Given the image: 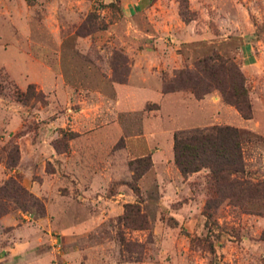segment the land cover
Wrapping results in <instances>:
<instances>
[{
    "label": "rangeland",
    "instance_id": "rangeland-1",
    "mask_svg": "<svg viewBox=\"0 0 264 264\" xmlns=\"http://www.w3.org/2000/svg\"><path fill=\"white\" fill-rule=\"evenodd\" d=\"M205 56L239 77L161 90ZM212 125L240 130L232 177L261 197L179 172L174 132ZM214 262L264 264V0H0V264Z\"/></svg>",
    "mask_w": 264,
    "mask_h": 264
},
{
    "label": "trees",
    "instance_id": "trees-1",
    "mask_svg": "<svg viewBox=\"0 0 264 264\" xmlns=\"http://www.w3.org/2000/svg\"><path fill=\"white\" fill-rule=\"evenodd\" d=\"M195 67L204 76L180 69L174 72L168 85L165 82L162 83L161 90L168 92L180 86H189L195 95L200 96L207 92L208 88L205 87L200 92L196 89L198 82L205 80L206 86L209 85L212 80L219 77L216 75L219 71H222V75L233 70L237 73L235 66L223 57H202L197 60ZM237 74L239 77V73ZM218 89L223 100L234 106L241 117L250 118V104L241 80L235 83L229 79L228 83L218 86ZM240 143V130L231 125L177 130L173 134V162L182 175L207 168L211 180L225 198H259L263 195V188L259 186V183L242 181L245 185L238 187L240 180L232 177V175L243 172ZM137 164H142V166L137 168L135 166ZM150 164L149 156L131 161L132 180L139 178ZM132 189L136 192V185H133Z\"/></svg>",
    "mask_w": 264,
    "mask_h": 264
}]
</instances>
